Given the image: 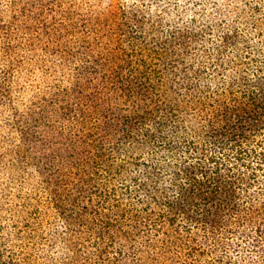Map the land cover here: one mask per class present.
<instances>
[{"label":"trees","instance_id":"trees-1","mask_svg":"<svg viewBox=\"0 0 264 264\" xmlns=\"http://www.w3.org/2000/svg\"><path fill=\"white\" fill-rule=\"evenodd\" d=\"M0 264H264V0H0Z\"/></svg>","mask_w":264,"mask_h":264}]
</instances>
